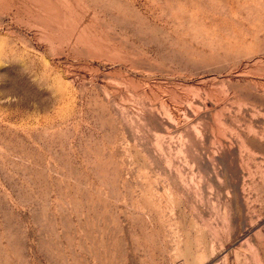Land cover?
<instances>
[{"label":"rangeland","instance_id":"obj_1","mask_svg":"<svg viewBox=\"0 0 264 264\" xmlns=\"http://www.w3.org/2000/svg\"><path fill=\"white\" fill-rule=\"evenodd\" d=\"M0 264H264V0H0Z\"/></svg>","mask_w":264,"mask_h":264}]
</instances>
